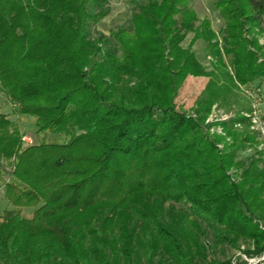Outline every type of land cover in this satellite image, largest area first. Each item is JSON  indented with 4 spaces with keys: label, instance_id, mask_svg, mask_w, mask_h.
<instances>
[{
    "label": "trees",
    "instance_id": "16d2710c",
    "mask_svg": "<svg viewBox=\"0 0 264 264\" xmlns=\"http://www.w3.org/2000/svg\"><path fill=\"white\" fill-rule=\"evenodd\" d=\"M106 2L0 0V90L37 133L67 138L22 147L0 113V159H12L0 264H193L239 238L260 257L264 148L238 160L256 143L245 118L221 123L231 142L204 121L236 83L264 80V45L245 36L264 33V0L214 2L222 50L191 0H143L129 29L91 39ZM198 40L215 59L208 72L190 51ZM190 74L209 77L194 116L174 103Z\"/></svg>",
    "mask_w": 264,
    "mask_h": 264
},
{
    "label": "rangeland",
    "instance_id": "374dc122",
    "mask_svg": "<svg viewBox=\"0 0 264 264\" xmlns=\"http://www.w3.org/2000/svg\"><path fill=\"white\" fill-rule=\"evenodd\" d=\"M216 0H191V7L195 11L198 23L206 18L211 30L216 34L215 41L219 49L222 47L220 30L223 28V20L214 10L213 4ZM143 0H107L105 8L108 10L107 15L99 22L90 23L89 31L90 38L95 39L99 35L108 37L110 32L115 31L118 27L130 28L131 17L136 11L139 4ZM89 12H95L94 7H89ZM254 36L260 46L264 45V33L253 29ZM192 38V34H187L183 42L182 48H186ZM222 50V49H221ZM190 51L193 52L199 67L205 72L212 69V64L215 59L208 54L205 42L198 40L191 45ZM224 62L229 72L231 66L229 59L224 56ZM258 63H264V49L258 55ZM209 81V77L203 75L190 74L186 77L178 94L174 100L177 110L187 113V115L194 116L197 100L202 95L204 88ZM237 89L233 91L229 97V102L225 104H214L204 123L212 125L210 133L215 132L219 136H224L222 133L221 123L235 120L238 117L245 118L248 125V133L255 136V145H248L244 149L237 152L238 160H246L254 153V148L260 150L264 148V80L255 81L252 84L241 86L236 83ZM0 113L16 125L20 131L21 136H27L30 143H24L21 140L22 147L29 145H37L41 142H58L64 143L67 138L64 136H55L50 133H37L35 127V119L29 115L19 114L16 105L10 103L0 90ZM234 129L242 131L243 127L240 124H234ZM225 137V136H224ZM226 142H231L230 138L225 137ZM10 161L0 159V215L3 210L8 209L6 200L4 199V184L11 181L10 173L12 167ZM176 207H180L176 205ZM30 210H24L23 214L28 217ZM209 244L212 243L210 237L206 240ZM238 248H232L227 245L212 247L206 253L205 260L195 259L193 264H206L210 262H225L230 261L231 264H264V254L260 257H249L246 253L251 252L252 245L248 240L239 238L237 241ZM121 264H124L121 259ZM171 264V263H167Z\"/></svg>",
    "mask_w": 264,
    "mask_h": 264
},
{
    "label": "built area",
    "instance_id": "2783aa9c",
    "mask_svg": "<svg viewBox=\"0 0 264 264\" xmlns=\"http://www.w3.org/2000/svg\"><path fill=\"white\" fill-rule=\"evenodd\" d=\"M21 140H22V142H24V143H30V140H29V138L27 137V136H22L21 137Z\"/></svg>",
    "mask_w": 264,
    "mask_h": 264
}]
</instances>
